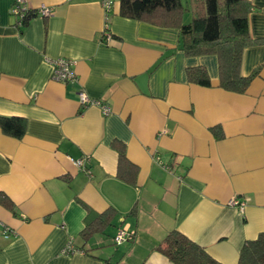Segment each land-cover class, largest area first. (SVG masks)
Wrapping results in <instances>:
<instances>
[{
  "label": "crops",
  "instance_id": "1",
  "mask_svg": "<svg viewBox=\"0 0 264 264\" xmlns=\"http://www.w3.org/2000/svg\"><path fill=\"white\" fill-rule=\"evenodd\" d=\"M246 1L241 71L254 75L237 93L218 86L216 56L187 54L175 27L121 16L119 0L109 12L102 0H23L35 11L24 24L0 0V116L26 120L21 138L0 128V264H174L158 249L171 229L237 264L264 232V0ZM56 58L76 81L52 78ZM198 64L209 87L187 79ZM84 204L112 208L87 239ZM125 225L132 239L113 244Z\"/></svg>",
  "mask_w": 264,
  "mask_h": 264
},
{
  "label": "trees",
  "instance_id": "2",
  "mask_svg": "<svg viewBox=\"0 0 264 264\" xmlns=\"http://www.w3.org/2000/svg\"><path fill=\"white\" fill-rule=\"evenodd\" d=\"M119 3L121 16L177 28L187 54L216 56L219 87L237 93L247 89L254 74L244 76L241 71L243 51L253 43L248 23L250 4L246 0H119ZM34 13L21 9L16 14L18 22L26 23ZM186 75L189 83L211 85L202 64L189 66ZM25 127L26 120L22 117L0 116V128L7 135L21 138ZM113 145L118 151L119 164L130 167L122 143L114 141ZM126 179L134 182V177ZM3 202L12 207L11 201ZM84 207L86 216L81 234L87 239L110 224L112 208L97 212L86 204ZM158 249L174 264H223L177 229L167 232ZM237 264H264V232L244 242Z\"/></svg>",
  "mask_w": 264,
  "mask_h": 264
},
{
  "label": "built area",
  "instance_id": "3",
  "mask_svg": "<svg viewBox=\"0 0 264 264\" xmlns=\"http://www.w3.org/2000/svg\"><path fill=\"white\" fill-rule=\"evenodd\" d=\"M23 3V0H15V5L13 7V12H15V14H18L20 12L21 8V4ZM113 3V0H102V5L104 7V9L109 12L111 5ZM38 12L41 13L42 15L46 16L50 13V8L42 5L39 9ZM52 78L57 80V81H61V82H67V81H76V75L73 72L72 69V61L66 58H56L52 61ZM78 99L79 102L83 105H88V104H92V105H97L100 106L103 113L107 114L110 112V107L106 104H101L99 101L95 100V99H91L89 98V96L83 91L80 90L78 92ZM79 168H84L83 166V160H76L74 162ZM230 204L232 205H236L239 210H243L244 206H245V201L241 200L238 201L236 199H232L230 200ZM12 232L9 228H4L3 231V236L5 238H8ZM133 234L131 233V231H129V229L127 228V225L118 228V230L116 231L114 237H113V242L115 245H120L122 244L124 241H127L129 239H132ZM74 250L72 244L69 242L67 244V246H65V252H69L72 253Z\"/></svg>",
  "mask_w": 264,
  "mask_h": 264
},
{
  "label": "rangeland",
  "instance_id": "4",
  "mask_svg": "<svg viewBox=\"0 0 264 264\" xmlns=\"http://www.w3.org/2000/svg\"><path fill=\"white\" fill-rule=\"evenodd\" d=\"M114 244V243H113Z\"/></svg>",
  "mask_w": 264,
  "mask_h": 264
}]
</instances>
